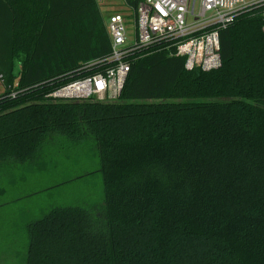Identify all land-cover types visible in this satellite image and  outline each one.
Segmentation results:
<instances>
[{"label":"trees","instance_id":"obj_1","mask_svg":"<svg viewBox=\"0 0 264 264\" xmlns=\"http://www.w3.org/2000/svg\"><path fill=\"white\" fill-rule=\"evenodd\" d=\"M101 3L0 0V169L99 194L30 219L23 264H264V3L221 29L218 68L149 47L118 100L51 96L105 70Z\"/></svg>","mask_w":264,"mask_h":264},{"label":"built area","instance_id":"obj_2","mask_svg":"<svg viewBox=\"0 0 264 264\" xmlns=\"http://www.w3.org/2000/svg\"><path fill=\"white\" fill-rule=\"evenodd\" d=\"M121 1L128 13L109 11L106 15L110 53L89 63H102L105 70L61 86L51 96L118 100L130 71V58L149 47L174 49L176 55L185 58L187 70L218 68L222 63L221 29L243 10L264 3V0H137L135 4Z\"/></svg>","mask_w":264,"mask_h":264},{"label":"rangeland","instance_id":"obj_3","mask_svg":"<svg viewBox=\"0 0 264 264\" xmlns=\"http://www.w3.org/2000/svg\"><path fill=\"white\" fill-rule=\"evenodd\" d=\"M101 5L105 18L109 11L128 13L121 0H104ZM4 88L0 78V93ZM18 168L20 165L12 164L0 169V264H23L28 240L27 222L50 205L93 203L99 199L98 188L92 182L72 181L60 188L47 189L59 183L60 178H49L38 171L37 177L30 179L27 175L28 178L16 180L11 173L18 174Z\"/></svg>","mask_w":264,"mask_h":264}]
</instances>
